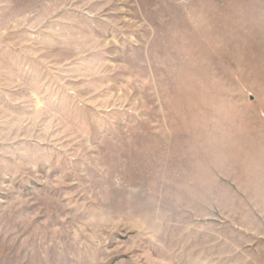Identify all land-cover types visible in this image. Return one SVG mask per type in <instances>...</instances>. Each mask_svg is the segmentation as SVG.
I'll use <instances>...</instances> for the list:
<instances>
[{
	"label": "rangeland",
	"instance_id": "rangeland-1",
	"mask_svg": "<svg viewBox=\"0 0 264 264\" xmlns=\"http://www.w3.org/2000/svg\"><path fill=\"white\" fill-rule=\"evenodd\" d=\"M0 264H264V0H0Z\"/></svg>",
	"mask_w": 264,
	"mask_h": 264
}]
</instances>
